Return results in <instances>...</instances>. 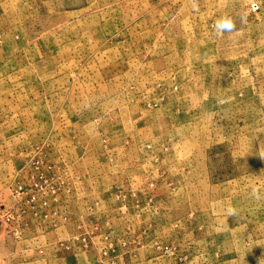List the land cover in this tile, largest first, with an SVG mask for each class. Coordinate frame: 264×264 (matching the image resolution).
Segmentation results:
<instances>
[{"label":"rangeland","instance_id":"rangeland-1","mask_svg":"<svg viewBox=\"0 0 264 264\" xmlns=\"http://www.w3.org/2000/svg\"><path fill=\"white\" fill-rule=\"evenodd\" d=\"M0 264H264V0H0Z\"/></svg>","mask_w":264,"mask_h":264},{"label":"clouds","instance_id":"clouds-1","mask_svg":"<svg viewBox=\"0 0 264 264\" xmlns=\"http://www.w3.org/2000/svg\"><path fill=\"white\" fill-rule=\"evenodd\" d=\"M216 27L218 31H227L232 29L233 24L231 22H217Z\"/></svg>","mask_w":264,"mask_h":264}]
</instances>
